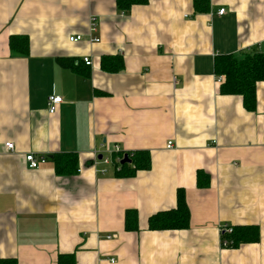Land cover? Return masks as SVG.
<instances>
[{"label": "crops", "instance_id": "0c3cea01", "mask_svg": "<svg viewBox=\"0 0 264 264\" xmlns=\"http://www.w3.org/2000/svg\"><path fill=\"white\" fill-rule=\"evenodd\" d=\"M208 10L196 13L192 0L124 10L116 0H0V258L264 264V80L251 111L220 93L224 76L213 68L217 54L264 52V0H209ZM93 16L99 40L90 42ZM22 35L29 52L17 55L8 42ZM114 55L122 68L103 70L102 57ZM53 94L62 101L49 113ZM143 150L148 169L117 174L119 152ZM29 152L73 153L76 170L59 175L49 159L29 168ZM198 171L207 186H197ZM178 189L188 227L149 229L148 216L174 208ZM130 209L135 230L124 227ZM249 224L257 241L220 245V226Z\"/></svg>", "mask_w": 264, "mask_h": 264}, {"label": "trees", "instance_id": "16d2710c", "mask_svg": "<svg viewBox=\"0 0 264 264\" xmlns=\"http://www.w3.org/2000/svg\"><path fill=\"white\" fill-rule=\"evenodd\" d=\"M147 1L116 0V4L120 9L124 10V8H129L138 3H146ZM192 1L193 10L196 13L209 11V0ZM8 45L14 54L26 55L29 52L27 36H12ZM60 61L64 65L75 68L73 61L69 59H61ZM122 66V58L118 55L103 56L101 59V68L107 72L118 71ZM213 68L216 74L224 76L219 89L220 93L239 95L242 97L244 109L254 110L256 105V84L264 80V52L247 49L243 52L217 54L214 57ZM118 154H120L119 160H121L124 154L121 152ZM126 156L132 166H128L129 162L121 163L117 171L119 175H133L136 170L148 169L151 165V159L146 150L129 152ZM47 159L54 163L55 173L59 175H69L76 170L77 159L73 153H55V155ZM196 184L198 187L207 186V174L198 171ZM124 218L126 230L137 229L138 219L136 218L135 210H126ZM189 220L190 216L187 203L185 202L184 191L183 189H178L176 206L171 209L160 210L148 216V228L152 230L187 228ZM231 230L230 234L223 235L225 239L229 240L227 247H235L242 243L255 242L259 239V229L254 224L234 225ZM0 264H17V262L15 258H0ZM57 264H75L74 257L71 254H60Z\"/></svg>", "mask_w": 264, "mask_h": 264}, {"label": "built area", "instance_id": "2783aa9c", "mask_svg": "<svg viewBox=\"0 0 264 264\" xmlns=\"http://www.w3.org/2000/svg\"><path fill=\"white\" fill-rule=\"evenodd\" d=\"M224 9H219L218 13L219 14H223L224 13ZM96 17H91L90 18V22H89V33H88V40L90 42H95L98 41L99 38L97 36L94 35L95 31L97 30L96 28ZM83 38V35H71L68 37V39L72 42H77L80 41ZM82 61L86 64V65H91V60L90 58H88L87 56H83L82 57ZM62 101L61 97L59 95H49L47 97V105H48V112L49 113H53L56 107L57 103H60ZM4 147L5 149H7L8 151H12L14 150V146H13V142H5L4 143ZM167 148H171L172 147V143L170 141L167 142L166 145ZM100 159L103 160L105 163L110 162L109 158L107 157H103L100 155ZM47 159L46 155H40V156H35L33 153H26L25 155V162L28 163V167L29 168H38L41 163H44ZM219 232H220V245L223 247H227L229 240L225 239L223 237V235L225 234H230L232 232L231 227L229 226H220L219 227ZM110 261H113V258H110Z\"/></svg>", "mask_w": 264, "mask_h": 264}, {"label": "water", "instance_id": "95a60500", "mask_svg": "<svg viewBox=\"0 0 264 264\" xmlns=\"http://www.w3.org/2000/svg\"><path fill=\"white\" fill-rule=\"evenodd\" d=\"M125 162H129V159H127L126 154H124L123 157H122V159H121V163H125Z\"/></svg>", "mask_w": 264, "mask_h": 264}]
</instances>
